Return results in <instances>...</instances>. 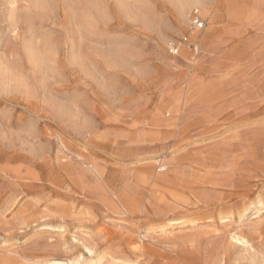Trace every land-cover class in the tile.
<instances>
[{
    "label": "rangeland",
    "instance_id": "1",
    "mask_svg": "<svg viewBox=\"0 0 264 264\" xmlns=\"http://www.w3.org/2000/svg\"><path fill=\"white\" fill-rule=\"evenodd\" d=\"M45 1L0 0V264H264V0L191 63L169 0Z\"/></svg>",
    "mask_w": 264,
    "mask_h": 264
},
{
    "label": "bare ground",
    "instance_id": "2",
    "mask_svg": "<svg viewBox=\"0 0 264 264\" xmlns=\"http://www.w3.org/2000/svg\"><path fill=\"white\" fill-rule=\"evenodd\" d=\"M32 2L36 3V5L38 4L43 5L46 1L45 0H31ZM126 0H114V2L116 3V5H118L119 8H121L123 11L126 9ZM170 1V6L172 7V13L174 16L173 22L170 21L172 28H175L176 26H184V24H189V15L191 10L193 9H201L207 16L210 15V3H212V0H169ZM14 2V1H13ZM86 2V1H85ZM77 8V7H76ZM88 9H94V3H88L87 5ZM96 9V8H95ZM128 10V9H127ZM126 11V10H125ZM124 11V12H125ZM11 12V11H10ZM97 12V11H95ZM91 13V12H90ZM11 14V13H10ZM97 14V13H96ZM126 14V12H125ZM166 21V20H165ZM168 21V20H167ZM163 23V22H162ZM168 23V22H167ZM164 25V24H163ZM168 27V26H167ZM171 27V26H169ZM165 29V27H164ZM172 30V29H171ZM74 31V30H73ZM205 32V31H204ZM201 33V32H200ZM190 37L194 40L197 41V46L195 47V50L193 51V54L190 55L189 51L185 48L180 49V56L183 57V59L189 60L188 63H191L190 61H194L195 60V55L198 53V49L199 46L202 44V42H204L203 40L205 39V35L202 34L200 35L198 32L196 31H192L190 33ZM32 39V38H31ZM166 40V39H165ZM169 41L167 40L165 43H168ZM114 45L117 46V44H115L116 42H112ZM113 46V45H112ZM27 53L29 55V60L34 63L35 65L42 63V55L39 53L38 49L35 47V45H30L27 48ZM75 54V53H74ZM191 57V59H190ZM76 58V57H75ZM73 58V59H75ZM79 60V59H77ZM75 62V61H73ZM80 63V62H79ZM193 64V62H192ZM74 65V64H73ZM43 68V67H42ZM1 72V71H0ZM186 86V85H185ZM180 94V93H179ZM183 94V93H182ZM183 98V97H182ZM86 172V171H85ZM97 176V175H96ZM118 203V202H117ZM129 204V203H128ZM118 205V204H117ZM120 205V204H119ZM137 204H135L136 206ZM261 207L260 209H264V204L260 203L259 204ZM134 206V205H133ZM131 208V207H130ZM146 232V231H145ZM239 236V235H238ZM240 237V236H239ZM238 237V238H239ZM235 238V236H234ZM241 238V237H240ZM244 239V238H242ZM235 241L237 242H241L240 239H235ZM236 242V243H237ZM234 243V242H233ZM245 245V244H244ZM86 249V248H85ZM48 261V260H46ZM39 262V261H38ZM37 263V262H36ZM34 264V263H33ZM37 264H60V262H52V263H48V262H40ZM62 264V263H61Z\"/></svg>",
    "mask_w": 264,
    "mask_h": 264
},
{
    "label": "built area",
    "instance_id": "3",
    "mask_svg": "<svg viewBox=\"0 0 264 264\" xmlns=\"http://www.w3.org/2000/svg\"><path fill=\"white\" fill-rule=\"evenodd\" d=\"M189 27L188 32L181 36L179 43H172L170 44V52L172 54H177L178 51V44H183L186 46H193L192 43H190V33L192 31H202L205 28L206 21L203 19V17L200 15L197 9H193L190 12L189 15Z\"/></svg>",
    "mask_w": 264,
    "mask_h": 264
}]
</instances>
